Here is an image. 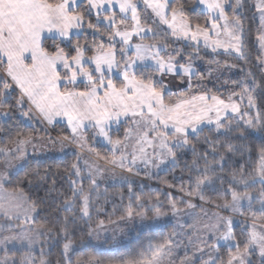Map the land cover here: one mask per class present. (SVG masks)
<instances>
[{"label":"snow or ice","instance_id":"snow-or-ice-1","mask_svg":"<svg viewBox=\"0 0 264 264\" xmlns=\"http://www.w3.org/2000/svg\"><path fill=\"white\" fill-rule=\"evenodd\" d=\"M246 7L264 28V0H0V264H51L45 248L61 241L63 264H175L181 248L180 264H264V59L257 58L259 80L248 70L227 95L205 85L197 67L207 55L218 66L216 56L246 59ZM257 39L264 49V32ZM24 121L63 124L69 135L50 144L87 147L129 173L113 172L128 191L121 214L88 223L92 193L108 169L87 160L81 166L79 155L63 173L70 196L57 188L61 173L49 169L9 191L28 165V146L35 152L34 137L19 130ZM121 128L124 135H114ZM89 139H102L111 155L101 156ZM152 169L173 173L179 185L168 187L180 195L138 193L132 177ZM197 207L198 226L180 222ZM48 209L71 215L50 226L40 221ZM77 212L88 223L79 241ZM125 228L139 229L137 240L147 231L148 245L129 250ZM77 243L117 255L73 261Z\"/></svg>","mask_w":264,"mask_h":264},{"label":"trees","instance_id":"trees-1","mask_svg":"<svg viewBox=\"0 0 264 264\" xmlns=\"http://www.w3.org/2000/svg\"><path fill=\"white\" fill-rule=\"evenodd\" d=\"M181 2L190 4L192 3V0H175V3L177 4ZM253 3L254 0H247L248 5H251ZM243 15H244V24L246 29L243 38L246 59H236L234 56L230 57V56L220 55L215 57L216 60L220 61V64L218 66L216 63H209V61H211L213 57L211 55H207L204 56L203 60L197 62L198 70L204 73L205 75V79L203 80V83L207 85L209 88H212L213 84H215V86L217 88H220L221 92H224L225 95H227V91L233 88L231 81L240 80L244 78L246 71L251 70L255 74L257 80H259L261 77L260 68L258 67L259 61L257 58L260 57L263 59V53L260 48L257 37L262 32V28L260 26L257 13L254 7H246L243 12ZM89 39H91V37H89ZM225 61H227L228 64L236 65V67L232 69H228L224 67ZM241 69H243V71H241ZM225 81H228V83L225 84ZM196 82H197L196 80H193V84H195ZM19 130L31 134L34 137L35 145H37L36 142H41V141L48 142L50 138L56 139L57 137H63L69 135L68 128L63 124L53 125L54 133L53 132L49 133V131H47V128L44 124H37L35 122L24 121L19 124ZM255 143L256 146L258 147L259 141L257 140L255 141ZM95 149L99 151L100 155L105 156L106 154H109L105 146L97 145ZM101 149H104V151ZM76 160H77V154L75 152H69V150L63 152L57 151V153H43L42 151L34 153V151L33 152L30 151L27 167L23 172L19 174L18 177L13 178V183L8 186L9 191L15 185L17 180L23 179L27 174L32 173L34 170L39 169L41 172H43L45 169H49L51 173H57V172L61 173V177H57V188L60 191H62L66 196H70L71 192L69 189V183L67 178L63 177V173L64 170L68 168L72 163L76 162ZM140 175L147 176L145 174H140ZM175 175L176 176L180 175L179 169L176 170ZM134 180L136 181L135 190L138 193L142 192L145 198L149 196L155 197L159 195L161 200H164L165 193L171 192L166 190V188L170 190L168 184L172 183V184H176L177 186L179 185V180L174 179L173 173L169 171H163L158 175H154L153 177H151V180L153 182L150 183L136 179ZM50 182L51 181H49V183ZM24 187L25 190L27 191L28 185H25ZM84 187L86 190H88L89 188V186L87 185H84ZM257 188H259V185H257ZM105 189H107V192H105ZM32 194L33 195L36 194L35 190H33ZM39 194L41 196L44 195L43 189L40 190ZM121 194L123 195V201H121ZM51 202L52 201L49 200V203ZM127 203H128V191L126 187L121 186L117 182L115 183L102 182V184H99L98 193L97 192L92 193L93 207L90 209L92 214V221L88 223L94 226L96 221L98 220H105L107 222L109 215H112V218L115 219L117 216L121 214L122 205H126ZM56 204L57 205L60 204L59 198L56 199ZM44 207L47 208V205H45ZM256 207H259V205L257 204ZM114 209H115V213H114ZM203 209L204 211H207L204 207ZM185 212L186 213L190 212L192 213V215H183L180 218V222L198 226L200 219L203 216L201 207H197L195 209H185ZM70 215H71L70 213L64 211H60L57 213L52 211L51 209H48L45 212H41L40 221L44 222L45 219L47 218V222L51 226L57 224V217L63 218L64 216H70ZM88 223H86L85 220L80 219L79 213L77 212L76 225H75L76 231L74 235L75 240L79 241L82 237H84V233L87 231ZM172 223H175V221H172ZM111 227L112 226L109 225V228ZM241 227L242 224H238L236 231L239 232ZM168 230H171V228L169 227ZM138 232L139 229H136L135 231H129L128 228H125V233H127V235L124 238L126 240L131 241V243L128 244L129 250L136 251L139 250L141 245H143L144 247L148 245L149 233L147 231L141 233V238L137 240L135 237L137 236ZM159 239H160L159 232H156L152 242H156ZM85 243H86V238H85ZM62 246H63V241H61L59 244L53 243L51 247H46L45 259L50 260L51 264H57V262L63 264V260L61 257ZM75 249H76L75 251L70 253L73 261L85 260L90 256H98L101 259L107 260L112 258L113 255H117L116 253L103 251L100 249H93L92 247H86L85 245L79 243L75 245ZM189 254L191 255V251L189 252ZM175 255H176L175 264H180V261L184 256L183 248L179 249Z\"/></svg>","mask_w":264,"mask_h":264},{"label":"rangeland","instance_id":"rangeland-1","mask_svg":"<svg viewBox=\"0 0 264 264\" xmlns=\"http://www.w3.org/2000/svg\"><path fill=\"white\" fill-rule=\"evenodd\" d=\"M257 16H258V19H259V15H257ZM261 50L263 52L262 48H261ZM263 57H264V53H263ZM177 83H179V82H177ZM180 86L184 87V86H186V84H182ZM44 125L46 126L47 131H49V133L53 132V125H47V124H44ZM125 127H127V125ZM69 133H70V130H69ZM114 135H119V136L122 137L124 135V128H121L120 132L118 134H114ZM57 138H60V137H57ZM34 143H35V141H34ZM36 143H37V145H35V152L34 153H37V152H40V151H42L43 153H57V151L63 152V151L69 150V152H75L77 155H79V157L81 158V160H80L81 166H83V161L87 160L89 163L96 162V163L100 164L101 167H104V168L108 169L107 171H105L103 173L102 177L98 178V183L99 184H102V182H106V183H115V182H117L118 183V181L116 179H114V177H113V172L115 174V177H117V178L120 175H125V176L130 175L129 173L122 171L120 168H115L113 170L110 165H105L103 161L97 160L96 155L93 152L89 151L87 147H85L84 149H81L77 144L68 143V142H65V144L62 147L59 143H57L56 145L50 144L49 140H48V142H46V141L42 142L41 141V142H36ZM88 143L94 148L97 145L105 146L107 148V152H109L108 149L110 148V146L106 145V142H104L102 139H98L97 141H92L91 139H89ZM134 143H135V134L133 135V138L129 141L128 151L132 150V146L134 145ZM95 150L97 152H99L97 149H95ZM101 150L104 151V149H101ZM27 151H28V153L30 151L33 152L32 145L28 146ZM106 155L110 156L111 153L109 152V154H106ZM101 156H103V155H101ZM141 168H143L142 165H141ZM161 172H163V171L158 170V169H152L151 172L147 176L139 175V176H134L132 178L136 179V180H141L143 182L150 183V182H153L151 180V177H153L154 175H158ZM141 174H144V171H141ZM84 185L89 186L87 181H85ZM166 190L171 191L173 194H175L177 196L180 195V193H178L176 190H174L172 188H170V190L168 188H166ZM195 203L200 205L203 202H201L199 200H196ZM203 207L207 210V212L209 214H211L214 211H217V209H215L214 207H212L211 205L206 204V203H203ZM236 219L239 220V221H242L245 218L236 217Z\"/></svg>","mask_w":264,"mask_h":264},{"label":"crops","instance_id":"crops-1","mask_svg":"<svg viewBox=\"0 0 264 264\" xmlns=\"http://www.w3.org/2000/svg\"><path fill=\"white\" fill-rule=\"evenodd\" d=\"M257 15H258V13H257ZM258 17V16H257ZM259 20V19H258ZM262 28V27H261ZM262 32H264V28H262ZM262 53H264V49H263V52ZM263 59H264V57H263ZM178 82V81H177Z\"/></svg>","mask_w":264,"mask_h":264}]
</instances>
